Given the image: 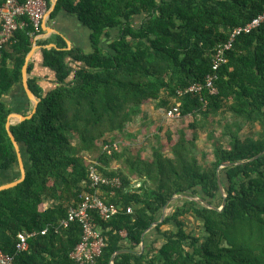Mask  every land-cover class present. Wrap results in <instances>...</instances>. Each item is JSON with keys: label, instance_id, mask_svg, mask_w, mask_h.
Instances as JSON below:
<instances>
[{"label": "trees", "instance_id": "1", "mask_svg": "<svg viewBox=\"0 0 264 264\" xmlns=\"http://www.w3.org/2000/svg\"><path fill=\"white\" fill-rule=\"evenodd\" d=\"M60 11L89 29L88 51L67 48L58 35L56 46L47 47L49 40H35L40 26L23 17L0 53V172L17 162L5 128L12 110L3 96L21 84L34 43L43 46L42 65L51 73L45 88L28 78L40 99L36 112L10 125L27 157L24 180L0 190V249L14 255L11 264H78L69 254L82 227L76 221L54 227L93 190L117 212L103 220L90 211L104 246L89 264H110L118 250L129 251L111 264H264V152L254 158L264 151V22L235 37L217 70L211 61L215 46L264 11V0H57L50 18ZM208 74L217 93L188 90ZM147 103L164 112L177 106L178 117H192L175 139L166 131L170 154L161 144L151 146L149 157L134 147L115 148V136L129 135L127 123ZM227 111L233 121L222 124L220 136L207 133L212 152H202L201 162L197 129L209 115ZM242 124L258 126L255 137L240 136ZM225 163L232 164L220 167ZM91 166L121 185L89 188ZM173 196L171 211L146 231ZM198 197L216 208L225 204L209 208ZM191 218L199 234L189 229ZM19 232L33 234L28 248L16 252Z\"/></svg>", "mask_w": 264, "mask_h": 264}, {"label": "built area", "instance_id": "2", "mask_svg": "<svg viewBox=\"0 0 264 264\" xmlns=\"http://www.w3.org/2000/svg\"><path fill=\"white\" fill-rule=\"evenodd\" d=\"M48 9L47 0H4L0 5V53L12 39L14 32L24 26L27 17L34 28L38 30L41 21ZM264 22V11L254 17L244 26L236 27L229 38L215 46L212 54V69L217 70L218 67L227 60L226 53L232 47L235 37L239 34L248 33L252 29L258 27ZM38 35L35 36V40ZM213 74H208L205 78V83L192 84L188 90L200 92L203 87H206L211 94L217 93V89L213 84ZM166 118H176L179 116L178 107L173 106L164 112ZM89 188H94L98 184L110 185L119 187L121 182L118 177L108 178L98 173L94 166L90 167L88 174ZM135 182V181H134ZM134 187H139L136 182ZM90 211H96L99 217L103 220L111 218L116 212V208L106 205L98 196L96 190L84 191L79 201L75 205H71L67 212V217L62 219L58 225L54 227L57 232L61 227H67L70 222L76 221L82 227V240L70 252L69 256L78 264L93 263L95 258L100 255L101 249L104 246V239L96 223L90 215ZM127 212H131V208H127ZM48 230L45 227L40 231L44 234ZM33 233L19 232L17 234V242L15 245L16 252L26 250L28 248V238ZM14 255L4 253L0 249V264H11Z\"/></svg>", "mask_w": 264, "mask_h": 264}, {"label": "rangeland", "instance_id": "3", "mask_svg": "<svg viewBox=\"0 0 264 264\" xmlns=\"http://www.w3.org/2000/svg\"><path fill=\"white\" fill-rule=\"evenodd\" d=\"M139 21V20H137ZM192 120L191 116H186L184 118H166L164 111L161 108H155L151 103H147L141 106V111L134 115L129 123H127V132L129 135L115 136V148L117 150H125V146L134 147L140 151L144 157H149L151 153V146H159L161 144V149L164 154H170L168 146L166 144V131L169 130L173 132V138H176V130L181 126L185 129L187 128V123ZM233 121L231 114L227 112H222L217 115H209L208 118L202 121L203 129L199 128L198 140L196 141V154L199 160L202 162L201 153L212 152V142L207 138V133L213 131L215 136H220L221 130H223L222 124L225 122ZM145 127L143 128V126ZM258 126H252L249 124H242V128L239 131L240 136L251 135L255 137ZM224 140V139H223ZM160 148V147H159ZM126 152V153H127ZM89 157V156H87ZM116 161H113L111 165L117 167ZM135 181V182H134ZM136 182L140 184V181L133 180L132 183L136 185ZM171 208H166V213H169ZM189 229L191 228L195 234L201 232L200 224L194 219H189ZM168 225H163L162 228H166Z\"/></svg>", "mask_w": 264, "mask_h": 264}, {"label": "crops", "instance_id": "4", "mask_svg": "<svg viewBox=\"0 0 264 264\" xmlns=\"http://www.w3.org/2000/svg\"><path fill=\"white\" fill-rule=\"evenodd\" d=\"M40 23V32L37 39L49 40V43L55 44V36L58 35L66 43V46L81 47L88 51L89 45V34L90 31L86 28L76 16L68 14L64 11H60L54 17L50 16ZM45 26L50 27L54 31L48 29L45 31ZM36 39V40H37ZM69 42V45L67 42ZM36 44V43H35ZM38 45V44H37ZM39 45L30 57L28 64H32L31 70L28 72V78L36 77L41 87L49 86L48 82L51 79L50 71L42 65L40 48ZM6 104L11 108L10 113H20L27 115L32 109V103L27 97V94L21 84L14 85L11 90L3 96ZM16 121L14 118L10 119V123L14 124ZM25 151V150H24ZM23 161L26 164L27 157L23 154ZM20 177V168L18 163L12 165L9 169L0 172V186L12 182Z\"/></svg>", "mask_w": 264, "mask_h": 264}, {"label": "water", "instance_id": "5", "mask_svg": "<svg viewBox=\"0 0 264 264\" xmlns=\"http://www.w3.org/2000/svg\"><path fill=\"white\" fill-rule=\"evenodd\" d=\"M56 3H57V0H50V5L45 13V16H44V20H46L52 13V11L55 9V6H56ZM48 29L54 31L53 29H51L50 27H46L45 26V31H47ZM67 42V41H66ZM67 44L69 45V42H67ZM39 45L37 44H33L31 50L27 53L26 57H25V61H24V64L22 66V69H21V73H22V80H21V85L23 86L26 94H27V97L28 99L30 100V102L32 103V109L30 111L29 114L27 115H23V114H20V113H10L8 114L7 116V120H6V123H5V128H6V131L8 133V136L13 144V147H14V150L16 152V156H17V163L19 165V168H20V177L17 178L16 180L12 181V182H9L7 184H4V185H1L0 186V190H3V189H7V188H10V187H13L15 185H17L18 183H20L21 181L24 180L25 178V174H26V171H25V164H24V161H23V155H22V152H21V144H19L13 133L11 132L10 130V119L11 118H14L16 121L20 122V121H23L25 119H29L33 116V114L36 112V108H37V105L40 101V99L31 91V89L29 88V85H28V72H27V67H28V61L30 59V57L32 56L34 50L38 47ZM56 45L54 43H49L47 45V47H55ZM67 48H69L67 46ZM264 151L260 152L259 154L255 155L254 158H257L258 156H260ZM237 163H242V162H237ZM232 163H225V164H222L220 167H227L229 165H231ZM219 169V168H218ZM218 186H219V189H220V192L221 194L225 197V193H224V189L222 187V184L218 178ZM177 196H173L170 200H168L165 205L163 206L162 208V211H161V215H160V218L159 220H156L154 221L146 231L150 230L151 228H153L154 226L158 225L159 223H161L165 217V213H166V208L168 206V204L170 203V201L174 198H176ZM195 200L199 201L201 204H203L204 206L206 207H209V208H213V209H218L220 210L224 204H225V200L223 199L222 200V204H221V207L220 208H216L210 204H208L204 199L198 197V198H195ZM124 251H129V250H118L116 252H114L110 258V264L113 262L114 260V257L115 255L121 253V252H124Z\"/></svg>", "mask_w": 264, "mask_h": 264}]
</instances>
